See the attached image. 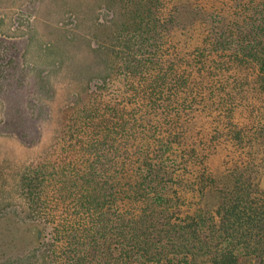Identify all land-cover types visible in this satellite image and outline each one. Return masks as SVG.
Returning a JSON list of instances; mask_svg holds the SVG:
<instances>
[{
	"label": "trees",
	"instance_id": "16d2710c",
	"mask_svg": "<svg viewBox=\"0 0 264 264\" xmlns=\"http://www.w3.org/2000/svg\"><path fill=\"white\" fill-rule=\"evenodd\" d=\"M97 7L95 65L0 198V264H264V0ZM22 53L0 37V135L32 147Z\"/></svg>",
	"mask_w": 264,
	"mask_h": 264
},
{
	"label": "rangeland",
	"instance_id": "374dc122",
	"mask_svg": "<svg viewBox=\"0 0 264 264\" xmlns=\"http://www.w3.org/2000/svg\"><path fill=\"white\" fill-rule=\"evenodd\" d=\"M99 15L102 14L97 0H0V37L9 43L18 41L22 54L26 53L25 59L20 61V74L27 82V105L39 116L42 136L39 144L26 147L15 137L0 135V165L7 172L4 182L0 183L4 187H0L1 199L10 198L16 175L47 150L53 134L55 109L72 90L73 79L80 75L83 65H95V61L87 62L90 49L84 39L90 20L94 21ZM73 35L81 39L73 43ZM48 49L56 50L50 53ZM40 72L48 76L51 83L43 94L36 92L39 87L35 86ZM3 118L4 103L0 99V124ZM219 161L216 157L213 169L218 167ZM23 230L26 232V228ZM240 264L259 263L243 258Z\"/></svg>",
	"mask_w": 264,
	"mask_h": 264
}]
</instances>
